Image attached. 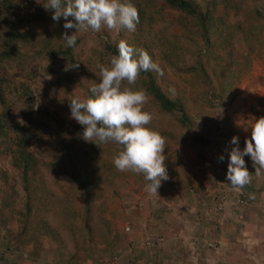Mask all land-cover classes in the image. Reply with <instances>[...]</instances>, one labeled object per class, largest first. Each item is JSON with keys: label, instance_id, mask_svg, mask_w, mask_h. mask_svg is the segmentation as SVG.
<instances>
[{"label": "trees", "instance_id": "1", "mask_svg": "<svg viewBox=\"0 0 264 264\" xmlns=\"http://www.w3.org/2000/svg\"><path fill=\"white\" fill-rule=\"evenodd\" d=\"M121 2L131 3L139 10L140 23L135 32L117 30V36L126 40L130 46L145 49L154 62L156 57L152 49H156L155 46H159L158 51L163 59L174 56L175 61L170 68L177 77L168 83L165 73L157 77L153 72H142L135 85H128L126 81L122 84V88L131 87L134 91L143 90L147 93L148 100L143 110L152 115L148 127L166 139L163 154L169 179L162 182L157 195L169 202L171 197L165 190L166 186L172 190H181L188 200L195 196H205L209 200L203 208L204 212H212L216 216L224 214L223 208L218 205L223 195L217 193L219 188L215 180V164L200 151L196 154L198 161L192 168H186L181 163L177 147L184 143L192 149L206 147L207 142L195 130L191 108L199 100H202L206 108L225 105V97L228 98V104L233 100L230 92L241 85L244 68L246 64L249 66V61L244 63L243 57L234 52L236 49L231 44V36L235 31L249 33L252 37L245 36L243 40L250 45L253 34H261L254 27L261 15L257 9L254 12L242 9L237 0H205L203 5L197 0ZM45 3V0H0V164L6 165L0 169L2 208H11L17 195L14 190L17 182L26 198L25 212H19L17 216L19 227H28V216L34 202L39 203L41 210L46 208L48 213L51 212L49 203L55 201V198L47 189L40 172L42 166L48 168L50 173L59 176L61 182L64 181L65 184L60 185L64 194L66 190L73 192L83 202L82 214L77 215L86 239H83L82 245L74 246V253L65 264H87L92 260L85 261L91 259L95 246L101 243L98 241L99 234L106 237L117 224L118 213L109 212L105 204L107 190L121 180L128 184L129 180L125 179L127 177L139 181L135 186L128 184L131 191L139 195L147 182L142 174L120 172L114 167L113 158L121 150L120 145L109 142L98 147L80 138L83 128L75 120L69 123L56 122L57 119L52 118L50 113L44 115L43 109H39L40 115L38 112L36 115L37 100L32 84L40 76L50 80V90L53 92L56 89L66 90L74 95L69 88L77 84L86 92L85 97L79 99H87L91 96V88L82 82L84 68L110 66L111 56L118 54L119 43L111 41L115 31L104 27L97 36L91 34V29L78 33L76 47H65L61 38L66 31L63 27L66 21L63 18L58 23L53 21V13L42 6ZM217 7L222 8L223 12L219 17L215 14ZM171 24H177L201 39L197 44L200 49L190 64L179 65L176 62L180 54L179 47L171 43L166 35L167 26ZM67 31L71 35L75 29ZM92 36L96 37V41L88 45ZM248 51L253 55L254 49ZM222 52L226 57H223ZM209 53L213 58L212 65ZM75 64H79V67L73 68ZM159 66L163 69L162 65ZM95 72L100 74V68ZM74 96L78 98L76 94ZM54 98L63 103L69 100L67 106L73 99L65 95ZM45 117L61 125L58 131L53 133L49 129V133H44ZM157 127L160 129L157 130ZM175 129L186 132L188 141L176 138ZM97 158H102L98 167ZM194 166H198V169L195 170ZM212 194L218 196L210 199ZM239 201H243L242 207L245 206L244 199L237 200L236 204L240 205ZM97 217L101 220L102 228H98V234L94 223ZM4 220H0V223H9V220ZM24 231L25 228L19 236ZM158 239L153 237L150 241L156 243ZM15 246L18 247L17 244ZM184 254L179 250V260L184 258ZM188 261V257L185 258V262Z\"/></svg>", "mask_w": 264, "mask_h": 264}, {"label": "rangeland", "instance_id": "2", "mask_svg": "<svg viewBox=\"0 0 264 264\" xmlns=\"http://www.w3.org/2000/svg\"><path fill=\"white\" fill-rule=\"evenodd\" d=\"M204 1L197 0L200 5H203ZM237 1L242 9L251 12L257 9L261 15L254 25L261 34L253 32L250 45L243 40L245 36L252 37L249 33L243 34L241 31H235L231 36V44L236 49L234 52L243 57L244 63L249 61V66L246 64V69L244 68L245 73L242 75L241 85L235 91L230 92L233 100L229 104L226 97L225 105L218 108H206L202 100L193 104L191 115L195 122V130L207 142L206 147L192 149L185 143L177 147L178 156L186 168H192V165L198 161L196 154L200 151L203 156L215 164L217 170L215 180L219 188L217 193L223 195L218 205L223 208L224 214L216 216L212 212H204L203 208L209 200L207 197L204 198L205 196H195L192 200H188L181 190H172L166 186L165 190L171 197L169 202H165L157 193L146 191L145 186L139 195L134 194L128 184L132 183L131 185L135 186L139 181L125 177L129 180L128 184L121 180L114 187L109 188L105 196L108 211L118 213L117 224L105 235L106 237L99 234L98 241L101 243L95 246L91 259H87L85 263L90 260L94 261L93 258L96 257L97 264H111L115 262V257L125 255L126 261L132 264H264V200L248 198L245 191L233 190L226 184L228 183L226 181L228 160L225 149L230 150L229 141L233 136H238L242 150L245 147V140L251 136L250 127L255 118L264 117V0ZM222 13V8L217 7L215 14L219 17ZM164 29H166L165 26ZM89 31L95 36L99 33ZM166 35L171 43L179 47L180 54L176 61L179 65L190 64L194 61L200 49L197 44L201 39H198L197 34L189 33L177 24H171L167 26ZM95 36L89 39L88 45L95 43ZM120 40L121 38L115 31L111 37L112 43ZM155 47L157 50L152 49V53L156 57V62L165 70L168 83L177 77L170 68L175 63L174 56L163 59L158 51L159 46ZM248 49H254L253 55ZM222 54L226 57L224 52ZM209 57L212 65L211 53ZM218 62L222 65L220 61ZM178 64H176L177 67ZM98 70L97 67L84 68L82 82L87 88L99 82L100 74L95 72ZM227 80L230 81V77ZM32 87L37 100L36 115L37 112L40 115L39 109H43L44 115L50 113L52 118L57 119L56 122L62 123L74 121L70 118V108L67 106L69 100L63 103L54 96L65 95L76 98L74 96L76 94L82 99L86 95L83 88L77 84L69 88L74 95L66 90L56 89V92H53L50 90L52 87L50 80L44 76H40ZM45 120L46 123L42 129L44 133H49V129L55 133L61 127L47 117ZM160 125L163 124L160 122ZM158 129L160 128L157 127ZM245 129L248 130L245 131ZM39 137L41 138V134ZM175 137L188 141V134L178 129H175ZM221 155L225 156L223 162L219 161ZM101 160L102 158H97V167ZM245 161L252 174L251 170L255 171V168L252 167L250 157H245ZM1 165L0 169L6 166ZM47 169L42 166L40 172L55 201L49 203L51 207L49 213L46 208L41 210L39 203L34 202L32 212L28 216V227H19V218L17 219L19 212H25L26 204L21 186L15 183L14 190L17 195L13 204L10 205L11 208L8 209L2 208V192H0V220L3 218L5 222L9 220L8 224L3 221L0 223V264H65L74 253V246L82 245L83 239H86L85 231L77 215L82 214V200L77 198L73 192L66 190L64 194L60 188V185L65 184L64 181L61 182L59 176L50 173ZM194 169L197 170L198 166H194ZM251 181L254 183H251L250 187L246 186L244 188L246 191L264 193V176L256 177L253 174ZM1 187L2 182L0 181V190ZM217 196L212 194L210 199ZM241 198L246 201L243 207L236 204ZM100 221L99 217L94 219L97 234L98 228L101 227ZM179 225L181 227H178ZM23 228L26 231L19 236ZM154 234L157 235L154 238H159L157 242L147 241L149 235L153 238ZM169 234H171L170 237L181 239V247H184L182 249L186 252L184 258L177 263L172 260L171 256L169 257L171 245L168 246L165 241ZM226 240L231 243V246ZM177 249L178 252L173 257L179 255V248ZM187 257L188 263L185 262Z\"/></svg>", "mask_w": 264, "mask_h": 264}, {"label": "clouds", "instance_id": "3", "mask_svg": "<svg viewBox=\"0 0 264 264\" xmlns=\"http://www.w3.org/2000/svg\"><path fill=\"white\" fill-rule=\"evenodd\" d=\"M42 6L53 13V21L58 23L61 18L66 21L61 40L67 48L76 47L77 34L82 31L100 32L106 27L110 31L135 32L140 23L139 10L121 0H47ZM70 29H75L71 35L67 31ZM117 53L111 56L110 66H98L100 79L91 87V96L83 100L71 99L70 118L82 126L80 138L85 142L98 147L109 142L120 145L121 150L113 158L114 167L120 172L142 174L147 182L146 191L158 193L162 182L169 179L163 154L166 139L148 127L152 115L143 110L147 93L131 87L122 88V84L126 81L128 85H135L142 72L162 77L164 71L145 49L130 46L126 40L119 41ZM72 67L77 68L79 64ZM250 129L251 136L245 140L242 150L238 136L229 141L230 150L225 149L226 184L237 191L248 186L253 177L245 157L252 161L254 176L264 174V117L255 118ZM224 160L225 156L221 155L219 161Z\"/></svg>", "mask_w": 264, "mask_h": 264}, {"label": "crops", "instance_id": "4", "mask_svg": "<svg viewBox=\"0 0 264 264\" xmlns=\"http://www.w3.org/2000/svg\"><path fill=\"white\" fill-rule=\"evenodd\" d=\"M253 167V166H252ZM254 168V167H253ZM255 171H252L251 170V173L252 174H255L254 173ZM264 176V174H262L261 175V177H263ZM247 187H250V185L249 186H247ZM243 191H245L246 192V194H247V196H248V198H251V199H256V200H264V193H262V192H259V193H255V192H252V191H246L245 189H243ZM243 199V198H242ZM246 205V204H245ZM259 208V210H262V209H260V207H258ZM240 218V217H239ZM218 219V218H217ZM216 223V222H215ZM217 224V223H216ZM215 225V224H214ZM214 225H212V226H214ZM170 235L171 234H169L166 238H165V241L168 243V246L169 245H171L170 246V249H171V252H170V255H169V257L171 256L172 257V260L173 261H176V263H177V261H179V255L178 256H176V257H173L174 256V254L176 253V252H178V249L177 248H179V250H182V252L183 253H186V252H184V250L185 249H182V248H184V247H181L182 246V241H181V239H179V238H175V237H170ZM151 235H149V237L147 238V241L148 240H150V238H152V237H150ZM157 235L156 234H154V236L153 237H156ZM232 238V237H231ZM233 239V238H232ZM146 240V239H145ZM165 242V243H166ZM226 242H227V244L229 245V246H231V243H229L227 240H226ZM185 244V243H184ZM170 257V258H171ZM94 259V261L92 260V261H90V264H92L93 262H94V264H97V259H96V257L95 258H93ZM116 259V260H115ZM114 260H115V262H111V264H114V263H118V264H132L131 262H127L126 261V257H125V255H120V256H118L117 258L115 257L114 258ZM219 263H221V262H219Z\"/></svg>", "mask_w": 264, "mask_h": 264}, {"label": "built area", "instance_id": "5", "mask_svg": "<svg viewBox=\"0 0 264 264\" xmlns=\"http://www.w3.org/2000/svg\"><path fill=\"white\" fill-rule=\"evenodd\" d=\"M238 203H239L240 205H242V204H243V201H239Z\"/></svg>", "mask_w": 264, "mask_h": 264}]
</instances>
